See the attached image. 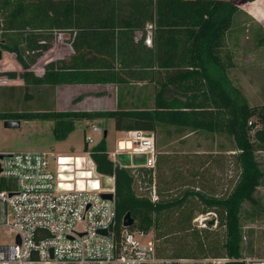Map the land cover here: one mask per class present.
Here are the masks:
<instances>
[{
	"label": "trees",
	"instance_id": "obj_1",
	"mask_svg": "<svg viewBox=\"0 0 264 264\" xmlns=\"http://www.w3.org/2000/svg\"><path fill=\"white\" fill-rule=\"evenodd\" d=\"M242 1L262 0H0V50L11 55L10 69L1 75L15 81L18 76L15 84H154L152 106L0 112V118L53 120L57 140L76 121L107 118L122 131L172 124L230 136L240 171L222 196L186 189L176 197L152 200L136 193L131 168L110 158L106 134L91 146L84 136L82 149L98 174L113 178L116 232L126 212L133 219L130 229L146 233L156 225L157 214L196 195L221 210L225 237L220 251L210 256L225 255V264H244L241 207L249 202L262 209L256 192L264 184V170L255 152L264 149V94L260 104H249L227 75V68L236 66L238 49L235 36L227 41L228 31ZM52 34L57 35L53 43ZM254 39L264 46L262 27L254 31Z\"/></svg>",
	"mask_w": 264,
	"mask_h": 264
},
{
	"label": "rangeland",
	"instance_id": "obj_2",
	"mask_svg": "<svg viewBox=\"0 0 264 264\" xmlns=\"http://www.w3.org/2000/svg\"><path fill=\"white\" fill-rule=\"evenodd\" d=\"M237 5L238 10L227 36L228 42H231L230 37H236V66L227 68V75L230 84L239 89V95L249 104L256 105L262 102L264 94V46L256 44L254 31L262 27L264 32V0L251 4L242 1ZM56 36L52 34L51 43L55 42ZM150 41L151 31L148 29L146 43ZM100 85L114 84L73 87L0 85V112L95 110L116 108L117 104L118 107L127 108L152 104L151 83ZM4 120L0 118L2 151L39 150L52 152L54 157L66 156L71 159L84 155L87 158L82 149L84 136L91 137L88 142V146H91L106 130L105 148L109 155L118 151L117 140L127 137L125 131L114 128L111 118L76 121L75 128L61 140L54 137L53 120L21 119L17 127H5ZM92 124L97 125L100 131H93ZM153 132L158 141L155 155L159 161L157 163L156 160L152 168H131L136 179L134 189L137 194L169 199L181 195L186 189L213 196L225 195L232 189L240 169L230 136L172 124H157ZM255 154L264 170V149ZM50 168L54 172L60 170L54 160L50 161ZM72 173L77 177L75 171ZM89 178H96L92 171ZM256 195L262 209L256 210L249 202H244L240 211L242 253L249 257L264 256V184L257 188ZM220 217V209L206 206L196 195H192L181 206L157 214L156 225L139 240L144 243L153 240L160 256H174L177 252L183 256H199L201 253L210 256L220 251V243L225 237ZM211 219L214 222L208 224Z\"/></svg>",
	"mask_w": 264,
	"mask_h": 264
},
{
	"label": "built area",
	"instance_id": "obj_3",
	"mask_svg": "<svg viewBox=\"0 0 264 264\" xmlns=\"http://www.w3.org/2000/svg\"><path fill=\"white\" fill-rule=\"evenodd\" d=\"M9 59L10 54L1 53L0 85L19 82L18 76L16 82L1 75L10 69ZM20 71L18 64L15 73ZM92 130L100 128L92 124ZM153 130L125 131L127 137L117 140L118 151L110 158L128 168L154 167ZM85 140L90 142L91 137ZM86 154L87 158L70 159L48 151L0 150V264H225L229 260L225 255L160 256L153 240H139L144 232L123 224L116 232L113 200L101 196L113 192V187L101 186V175ZM119 155L127 159L122 162ZM52 160L59 171L50 168ZM91 171L95 179L89 178ZM242 260L264 264V256Z\"/></svg>",
	"mask_w": 264,
	"mask_h": 264
},
{
	"label": "water",
	"instance_id": "obj_4",
	"mask_svg": "<svg viewBox=\"0 0 264 264\" xmlns=\"http://www.w3.org/2000/svg\"><path fill=\"white\" fill-rule=\"evenodd\" d=\"M0 58H1V50H0ZM3 124L5 127H17L19 126V120H10V119H6L3 121ZM103 134L105 135L106 134V130L103 131ZM120 157H123L122 155H119V159L120 161L124 162V159H127V156L123 158H120ZM127 163V161H125ZM100 183H101V186L103 188H112L113 187V178L109 175H101L100 176ZM101 196L103 198H106V199H109V200H113L114 198V194L112 191L110 192H102L101 193ZM214 222L213 219L209 220L208 221V224H212ZM123 226H126V227H130L132 226L133 224V219L132 217L130 216L129 212H126L125 215L123 216V222H122ZM101 233L103 234H106L107 236H110V233L105 230V229H101L99 230Z\"/></svg>",
	"mask_w": 264,
	"mask_h": 264
},
{
	"label": "crops",
	"instance_id": "obj_5",
	"mask_svg": "<svg viewBox=\"0 0 264 264\" xmlns=\"http://www.w3.org/2000/svg\"><path fill=\"white\" fill-rule=\"evenodd\" d=\"M149 44V43H148ZM147 83H151L152 84V86H153V92H152V96H151V103L153 104V94H154V84H153V82H147ZM69 85H72L71 87H73V86H89V84H86V85H81V84H69ZM121 85V84H120ZM120 85H118V86H120ZM57 86H60V85H56V87ZM62 86H68V85H62ZM91 86V85H90ZM100 86H115V84L114 85H100ZM93 87V86H92ZM101 96H102V94H100ZM103 95H106V94H103ZM104 103V102H103ZM152 104L150 105V106H152ZM118 106V104L116 105V107ZM140 107H143V106H140ZM113 108H115V107H112L111 109H113ZM101 109V108H100ZM102 109H104V108H102ZM156 127V126H155ZM185 130V129H184ZM154 136H155V134H154ZM158 144V141H157V138L155 137V146ZM157 147V146H156ZM156 153H157V151H156ZM156 160H157V154H156ZM158 161H159V159L157 160V163H158ZM156 162V161H155Z\"/></svg>",
	"mask_w": 264,
	"mask_h": 264
}]
</instances>
